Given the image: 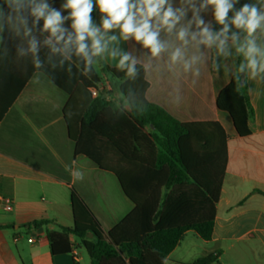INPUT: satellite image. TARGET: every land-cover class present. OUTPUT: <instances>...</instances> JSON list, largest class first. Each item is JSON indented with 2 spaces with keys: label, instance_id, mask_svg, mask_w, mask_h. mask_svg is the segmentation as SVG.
Segmentation results:
<instances>
[{
  "label": "crops",
  "instance_id": "crops-1",
  "mask_svg": "<svg viewBox=\"0 0 264 264\" xmlns=\"http://www.w3.org/2000/svg\"><path fill=\"white\" fill-rule=\"evenodd\" d=\"M99 18L96 10L94 20L99 23ZM204 18L210 20L211 14ZM9 47V54L0 49V109L23 87L0 121V264H90L74 237L70 240L76 256L72 252L53 256L50 251L47 232L72 226V189L105 232L132 212L135 205L113 173L101 170L84 155H74V143L68 137L63 116L69 96L41 72H32L26 78L32 67L31 57L18 61L14 46L10 43ZM121 47L127 51L139 49L133 41H121ZM238 58L234 54L227 63L235 66ZM103 61L110 67L118 62L110 57ZM99 75L101 82L111 86V98L118 101L110 76ZM232 77L223 69L215 72L210 60L195 84L191 76L180 82L178 105L171 102L170 96L176 87L174 80L158 82L153 74L146 77L149 102L183 123L216 121L227 135V164L212 238L203 240L209 247L202 256L188 262L174 258L184 237L195 234L188 231L166 264H193L210 254L217 256V264H264V81H248L253 109L251 134L240 137L230 116L216 105L219 92ZM75 171L84 172L82 181L73 180L71 174ZM4 199H10L11 211L5 209ZM42 219L48 223L41 229L22 227Z\"/></svg>",
  "mask_w": 264,
  "mask_h": 264
},
{
  "label": "trees",
  "instance_id": "trees-1",
  "mask_svg": "<svg viewBox=\"0 0 264 264\" xmlns=\"http://www.w3.org/2000/svg\"><path fill=\"white\" fill-rule=\"evenodd\" d=\"M50 2L59 8L63 0ZM244 2L249 0H240L241 4ZM95 15L96 11L94 19ZM46 51L42 49V59ZM99 64L101 72L115 80L118 90L125 74L103 60ZM35 71L43 73L69 96L63 116L68 137L74 143V155H84L101 170L113 173L135 205L132 212L105 232L99 219L72 189V226L47 232L53 256L70 254L74 247L70 238L74 237L77 247L88 254L90 264H164L186 232L211 240L227 164V135L220 123H183L172 117L146 99L149 82L143 74L141 79L128 81L122 87L127 93L131 86L137 99H144L147 111L119 115L115 106H120L121 100H113L111 91L91 96L90 90L101 83L95 68L89 78L75 67L71 74L31 67L26 78ZM22 87L3 104L0 121ZM216 105L230 116L240 137L251 134L249 120L253 109L248 86L237 90L232 77L219 92ZM47 223L42 219L22 227L41 229ZM89 234L93 237L89 238ZM193 264H217V256L210 254Z\"/></svg>",
  "mask_w": 264,
  "mask_h": 264
},
{
  "label": "clouds",
  "instance_id": "clouds-1",
  "mask_svg": "<svg viewBox=\"0 0 264 264\" xmlns=\"http://www.w3.org/2000/svg\"><path fill=\"white\" fill-rule=\"evenodd\" d=\"M121 41H133L139 49L127 51ZM10 43L18 61L30 56L40 71L71 74L75 67L90 78L101 60H117L115 67L126 79L117 90L121 104L115 111L143 113L144 99H137L131 86L127 93L122 87L142 74H153L158 82L174 80L170 96L177 105L180 82L191 76L195 84L210 60L215 72L223 69L234 77L237 90L249 79L264 81V0H63L59 8L50 0H0L5 54ZM42 49L47 50L43 59ZM234 54L242 59L232 66L227 61ZM71 175L82 181L85 174Z\"/></svg>",
  "mask_w": 264,
  "mask_h": 264
},
{
  "label": "rangeland",
  "instance_id": "rangeland-1",
  "mask_svg": "<svg viewBox=\"0 0 264 264\" xmlns=\"http://www.w3.org/2000/svg\"><path fill=\"white\" fill-rule=\"evenodd\" d=\"M95 69L99 74H102L98 64L95 66ZM110 80L115 86V80H113L111 77ZM23 235L27 237L26 234ZM208 247L209 246H207V244H205L203 240H201L191 232L184 237L183 241L180 242V246L177 248L173 257L178 259L181 258L182 260H187L188 262L190 260H193L197 256H202L204 252L208 249ZM81 255L84 259L89 261V256L84 249H81Z\"/></svg>",
  "mask_w": 264,
  "mask_h": 264
},
{
  "label": "built area",
  "instance_id": "built-area-1",
  "mask_svg": "<svg viewBox=\"0 0 264 264\" xmlns=\"http://www.w3.org/2000/svg\"><path fill=\"white\" fill-rule=\"evenodd\" d=\"M102 91H111V86H110L108 83H106V82H101V83L99 84L98 88H92V89L90 90V92H91V96H92L93 98H95V97H97V96L100 94V92H102ZM4 203H5V209H6L7 211H11V210H12V204H11L10 199H4ZM29 241L31 242L32 239H29ZM72 253H73L74 256L77 255V253H76V249H74V247H72Z\"/></svg>",
  "mask_w": 264,
  "mask_h": 264
},
{
  "label": "water",
  "instance_id": "water-1",
  "mask_svg": "<svg viewBox=\"0 0 264 264\" xmlns=\"http://www.w3.org/2000/svg\"><path fill=\"white\" fill-rule=\"evenodd\" d=\"M88 237H89V238H92V237H93V235H92V234H89V235H88Z\"/></svg>",
  "mask_w": 264,
  "mask_h": 264
}]
</instances>
